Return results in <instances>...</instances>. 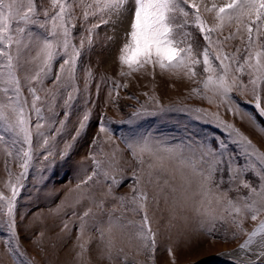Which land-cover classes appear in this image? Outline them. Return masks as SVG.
I'll list each match as a JSON object with an SVG mask.
<instances>
[{"label": "snow or ice", "instance_id": "obj_1", "mask_svg": "<svg viewBox=\"0 0 264 264\" xmlns=\"http://www.w3.org/2000/svg\"><path fill=\"white\" fill-rule=\"evenodd\" d=\"M48 2L50 7L44 0H0V153L6 157L9 176L5 184L8 194L0 191V226L7 234L0 243L11 257L12 264H34L22 249L17 231L18 202L34 160L47 162L43 165L46 173L55 167L57 157L64 160L73 148V143L66 141L63 151L56 153L55 145L50 143L55 137L40 130L45 123L51 124L60 115L56 111L58 96L63 101L64 111L63 119L58 121L57 134L71 123L69 117L80 95L77 68L85 51H92L95 37L99 35L97 29L101 26L110 25L115 31L118 25L127 22L117 56L121 76H131L150 68L153 74L159 69L161 74L178 75L182 72L194 79L201 74L196 71L197 67L202 66L204 78L196 81L201 87L194 88L192 94L215 104L217 109L224 106L229 114L246 121L264 136V125L258 123L255 115L233 95L251 97L245 99V104H250L260 117H264V0H224L223 5L213 3L211 7L201 0L204 11L214 17L211 26L202 19L201 5L196 0ZM76 9L81 12L79 17ZM78 19L84 29L81 33L75 32ZM193 25L206 42L199 52L194 51L188 31ZM233 26L235 33L224 36L223 40L213 39V33L222 34L225 27ZM76 39H79L78 45L74 43ZM235 39H239L244 48L225 52L224 45ZM58 60V70L53 73ZM83 71L84 91L87 93L93 74L90 68ZM49 78L52 80L51 89L46 86ZM113 83L114 87L109 88V99L113 92L119 95L121 85ZM152 103L160 113L188 112L198 120L211 117L227 133V138L208 141L188 128L185 129L187 135L180 137L179 143L151 136L140 139L121 137L136 164L132 170V183L128 185L131 196L116 194V189L124 183L123 176L116 175L122 170L112 163L103 168L95 154H90L93 167L86 170L75 189L70 190L69 195L74 192V198H66L52 210L60 215L64 208L72 209L68 218L62 220L61 231L70 234L72 227L76 228V246L80 249L77 260L87 251L86 245L81 243L85 232L94 231L99 236V258L106 259L108 264H116V261L119 264H157L159 232L153 230L154 214L149 215V205L154 204L158 209L161 194L168 203L167 189L172 194V218L177 210L185 209L207 216L212 227L203 229L202 221L201 228L210 238L217 221L224 223L227 218L236 229L231 234L232 239H237L239 234L246 237L235 252L221 254L225 257L224 264H264V219H261L264 216V152L235 124L221 120L218 111L164 108L158 100ZM45 112L51 113V118L46 119ZM153 114L155 111L142 106L124 122L131 125ZM90 118V110L82 113L74 126L71 141H76L85 132ZM107 123L103 120L99 123V133L108 136L110 142L112 129ZM33 128L37 137L35 142ZM40 150L43 151L38 157ZM7 158L21 169L14 177L7 168ZM45 173L41 174V180ZM249 173L256 178L255 181L248 179ZM161 174H166L167 178ZM100 185L106 191L97 199L94 189ZM150 188L157 190L151 198ZM242 190H247V194H241ZM233 191L237 196L230 198L229 193ZM213 199L218 204L223 202V213L219 217L212 215ZM83 201H87L88 206L78 213L76 207ZM108 201L114 202L110 208ZM117 209L119 215H116ZM128 213L138 219H129ZM20 218L23 219V215ZM247 219L258 222L251 231L243 226ZM44 235L41 231L40 236ZM116 236L134 252L131 261L124 247H116ZM224 239H228L227 231ZM34 243L41 244L40 241ZM163 251L171 257L170 264H176L172 247L165 245Z\"/></svg>", "mask_w": 264, "mask_h": 264}, {"label": "rangeland", "instance_id": "obj_2", "mask_svg": "<svg viewBox=\"0 0 264 264\" xmlns=\"http://www.w3.org/2000/svg\"><path fill=\"white\" fill-rule=\"evenodd\" d=\"M44 2H46V6L50 7L48 0ZM210 3L223 5L224 0H203L204 5H209ZM197 4L201 5V2ZM76 15L78 17L81 15L79 9H76ZM200 15L208 26L215 22L212 14H205L203 6L202 8L200 7ZM120 26L124 29L121 27L120 33H125L127 23L125 22V24ZM83 30L81 21L78 19L75 32L81 33ZM97 31L99 35L95 37L92 51L90 53L87 50L85 51V55L82 56V62L77 68L80 95L75 100L72 115L69 117L71 123H68L67 127L57 134L58 121L63 119L62 113L64 111L63 101L58 96L56 111L60 115L56 116L51 124L45 123V127L40 130L46 135L55 137L50 143L55 145L54 151L56 153L63 151L66 141L73 143V148L64 160H60L57 157L55 167L48 169L46 173L43 165L47 162L40 159L34 160V167L30 170L28 179L24 182L25 188L20 194L17 208V231L19 232L22 249L27 254V257L34 261V264H108L106 259L101 260L99 258L101 255V248L98 246L99 236L94 231L85 232L81 243L86 245L87 251L83 257L77 260V253L80 252V249L76 246V228L72 227L70 234L61 231L62 220L68 218L72 209L66 207L61 211L60 215L52 211L66 198L68 200L74 198L75 193L73 192L69 195L70 190L75 189L76 183L85 175V171H90L93 167L92 161L89 159L90 154H95L96 159L101 162L103 168H108L109 163H112L116 168L122 170V172L116 173V175H122L124 178V183L116 189V194L131 196L132 190L128 185L132 183V170L136 167V164L129 150L121 142V137L140 139L145 136H151L161 140H168L171 143H179L180 137L187 135L185 129L188 128L192 132L197 133L198 137L206 138L208 141H212L214 138H227V133L223 131L222 127L213 122L211 117L198 120L194 114L188 112L160 113L158 109H154L153 100H158L159 105L164 108H201L208 113H216L218 111L221 120L228 124H235L261 152H264V136L255 130L252 125L246 121L242 122L241 119L229 114L224 106L217 109L215 104H209L206 100H202L199 96L192 94L194 88L201 87L196 81L204 78L202 66L197 67L196 71L201 74L194 79L188 78L182 72L178 75L161 74L159 69L153 74L150 68L146 71L133 73L131 76H121V68L117 60L118 48L122 43L121 35L117 38L114 37L115 31L113 33L110 25L101 26ZM188 31L191 33L194 51H202L206 44L203 40V35L194 25ZM262 32H264V29H262ZM230 33H235L234 26L231 28L225 27L222 34L213 33V39L223 40L224 36H228ZM109 37H114V39H109ZM119 37L120 39H118ZM78 40L74 41L77 45L79 43ZM244 46L239 39H235L224 45V51L231 53L237 47L243 49ZM59 63V60L55 63L53 73L58 70ZM84 68H90L93 74L87 93H85L83 85ZM124 71H127V69L125 68ZM244 79L246 80L247 78L245 77ZM113 82L121 85V87L118 90L119 95L117 96L113 92L111 99H109L108 92L109 88L114 87ZM97 85H99L98 94ZM46 86L49 89L52 88L51 78L46 81ZM56 91L63 92L62 89H57ZM233 95L236 96V99L240 101L243 107L255 115L258 123L264 125V117H260L250 104H245V99H251V97H241L236 93H233ZM41 96L43 98L44 94L41 93ZM142 106L149 111H155V114L144 116L131 125L124 122L132 116L134 111L141 110ZM86 110L91 111V118L86 122L85 132L73 142L70 137L74 134V126ZM44 114L46 119L52 116L48 112ZM102 120L106 123L111 122L107 123V126L112 129L110 142L108 136L99 133V123ZM32 123H35L34 115ZM33 139L34 142L37 139L34 128ZM94 140L96 141L95 144H93ZM42 151L40 150L37 153L38 157ZM113 153H115V156H113ZM49 159H52V157H49ZM7 168L10 169L13 177L21 171L16 163L11 162L10 158H7ZM42 173H45L43 180L40 179ZM161 175L167 178L166 174ZM248 179L255 181L256 178L249 173ZM8 180L6 157L0 153V191H3L6 195L8 194V189L5 184ZM94 191L96 198L100 199V193L106 191V189L100 185ZM165 191L169 196L168 203H165L164 195L161 194L158 209L154 204L149 205V215L153 216L154 214L153 230L159 232L157 239L160 248L157 255V264H170L171 257L168 256L166 251H163L165 245L172 247L176 257V264H196L205 258H212L215 255L219 257L224 253L223 251L238 247L246 239L243 234H239L237 239H232L231 234L236 229L231 226L230 222H227V218L224 223L217 221L216 230L212 232V238L205 231L212 227L207 216L197 215L191 209H185L184 211L177 210L175 218H172V194L167 189ZM156 192V189L150 188V198L155 196ZM241 194H247V190H242ZM236 196L237 193L235 191L229 193L230 198H235ZM113 204L114 202L108 201L107 206L110 208ZM87 206L88 202L83 201L76 207V211L82 213ZM210 208L212 215L219 217L223 213V202L218 204L213 199ZM21 215H23V219L20 218ZM116 215H119V209H117ZM126 215L129 219H138V217H132L130 213ZM261 219H264V216ZM202 221L204 222L203 229L205 230L201 228ZM75 223H78V221ZM257 223L247 219L244 221L243 226L245 230L251 231L257 226ZM41 231L45 233L43 237L40 236ZM225 231L228 232L227 241L224 239ZM6 235V231L0 226V239L6 238ZM115 240L116 247H124L131 261L134 252L126 244H123L118 236L115 237ZM34 241H40L42 249L41 244L34 243ZM113 255L115 256L116 253L114 252ZM200 257L202 258L200 259ZM224 260L225 258L213 260L209 264H224ZM0 264H12L11 257L5 251L3 243H0ZM116 264H119V262L116 261Z\"/></svg>", "mask_w": 264, "mask_h": 264}, {"label": "bare ground", "instance_id": "obj_3", "mask_svg": "<svg viewBox=\"0 0 264 264\" xmlns=\"http://www.w3.org/2000/svg\"><path fill=\"white\" fill-rule=\"evenodd\" d=\"M45 1V0H44ZM214 1V0H213ZM218 1V0H217ZM47 2V1H46ZM45 2V3H46ZM197 3H200L201 2V0H197L196 1ZM48 5V4H47ZM207 6H209V7H211L212 6V4L210 3L209 5H207ZM201 8H202V6H201ZM205 14L207 15H209L210 13H207V12H205ZM127 23V22H126ZM125 24V23H124ZM121 27L122 26H120L119 27V25H118V27H116V30H115V33H114V31H113V35H114V37H118L119 35H121L120 37H123V35H124V32H122V33H120L121 32ZM122 29H123V27H122ZM124 30V29H123ZM102 32V31H101ZM104 32V31H103ZM106 32V31H105ZM108 33V32H107ZM110 34V33H109ZM105 35V34H104ZM107 35V34H106ZM101 36V35H100ZM112 36V35H111ZM108 37V36H107ZM120 37L118 38V39H120ZM100 38V37H99ZM100 39H102V38H100ZM117 39V40H118ZM79 41V40H78ZM103 41V40H102ZM107 41V40H106ZM109 41V40H108ZM105 42V41H104ZM113 42V41H112ZM107 43V42H106ZM79 44V43H78ZM113 44V43H112ZM114 45V44H113ZM112 46V45H111ZM97 59V58H96ZM98 60V59H97ZM110 64V63H109ZM110 67V66H109ZM114 67V66H113ZM106 71H107V69H106ZM112 72H114L113 70H111ZM110 71V72H111ZM84 72V71H83ZM82 72V73H83ZM107 72H109V71H107ZM79 74V73H78ZM80 75V74H79ZM224 248H226V247H224ZM223 248V249H224ZM239 248V246L238 247H236V248H234V249H228V250H225V251H223L224 253H229V252H235L237 249ZM202 257H200V259H201ZM223 258H225V257H223L222 255H220L219 257H216V255L214 256V257H212V258H205V259H203L202 261L200 260V262H198V263H196V264H209L210 262H212L213 260H217V259H223ZM197 260H198V258H197Z\"/></svg>", "mask_w": 264, "mask_h": 264}]
</instances>
